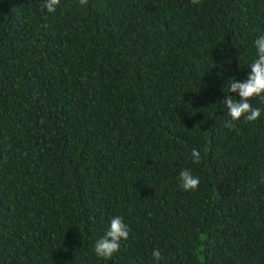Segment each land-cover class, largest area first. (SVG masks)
I'll return each instance as SVG.
<instances>
[{"label":"trees","instance_id":"obj_1","mask_svg":"<svg viewBox=\"0 0 264 264\" xmlns=\"http://www.w3.org/2000/svg\"><path fill=\"white\" fill-rule=\"evenodd\" d=\"M44 2L0 0V264H264V100L225 126L264 0Z\"/></svg>","mask_w":264,"mask_h":264},{"label":"clouds","instance_id":"obj_2","mask_svg":"<svg viewBox=\"0 0 264 264\" xmlns=\"http://www.w3.org/2000/svg\"><path fill=\"white\" fill-rule=\"evenodd\" d=\"M200 0H191L193 5L198 4ZM81 5H87L88 0H79ZM60 5V0H45L43 9L48 13H55L57 7ZM254 47L257 50V58L249 65L251 68V75L246 82L238 83L235 78L229 79V94L239 93V101L232 98L229 94L226 95L228 99L225 102L227 109V116L230 118L225 126L231 128L233 122L239 121L241 118L247 122H254L261 116L259 108H253L249 102L253 98L264 100V35L259 36L255 42ZM191 158L193 164H199L201 161L200 152L193 148L191 151ZM180 188L185 191H195L199 186V178L194 177L188 170H182L179 174ZM129 227L123 221L122 217L111 218L110 225L107 228L103 238L99 239L94 246L95 254L106 260L116 254L121 247V241L129 239ZM153 258L158 262L162 259L159 250L153 252Z\"/></svg>","mask_w":264,"mask_h":264}]
</instances>
